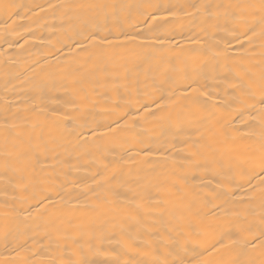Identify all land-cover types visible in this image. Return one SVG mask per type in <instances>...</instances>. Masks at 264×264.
<instances>
[{
	"label": "bare ground",
	"instance_id": "6f19581e",
	"mask_svg": "<svg viewBox=\"0 0 264 264\" xmlns=\"http://www.w3.org/2000/svg\"><path fill=\"white\" fill-rule=\"evenodd\" d=\"M262 168L264 0H0V264H264Z\"/></svg>",
	"mask_w": 264,
	"mask_h": 264
},
{
	"label": "snow or ice",
	"instance_id": "6c2138e0",
	"mask_svg": "<svg viewBox=\"0 0 264 264\" xmlns=\"http://www.w3.org/2000/svg\"><path fill=\"white\" fill-rule=\"evenodd\" d=\"M7 7V6H6ZM148 19L155 20V15L153 13L148 14ZM157 27H162V24L160 22H157L156 24ZM127 39V37H126ZM132 39H135L134 37ZM147 108V105H145V109ZM155 115V113H152ZM262 171H264V168H262ZM261 183H264V181H261ZM256 239H259L261 241V245L264 246V228L261 229V233L259 237H256ZM247 243H252V241H247Z\"/></svg>",
	"mask_w": 264,
	"mask_h": 264
}]
</instances>
